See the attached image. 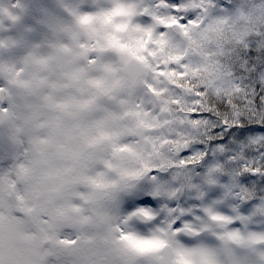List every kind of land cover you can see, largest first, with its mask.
Segmentation results:
<instances>
[{
	"label": "rangeland",
	"instance_id": "1",
	"mask_svg": "<svg viewBox=\"0 0 264 264\" xmlns=\"http://www.w3.org/2000/svg\"><path fill=\"white\" fill-rule=\"evenodd\" d=\"M110 2L0 0V43L7 45L0 47V85L9 94L10 109L21 113L25 143H30L38 154H46L59 161L54 141L58 132L63 130L66 133L63 147L77 157L76 161L69 162L68 167L74 168L78 159L86 156L93 167L102 172L99 187L83 181L77 184L78 190L88 197L90 205L106 216H115L126 214L130 200L153 201L148 207L156 216V222H149L151 227L140 222L143 227L133 226L142 235H150L163 226L167 219L166 210L176 207L185 209L186 222H194L198 212L202 218V209L212 207L216 211L223 210L220 212L224 215L248 218L247 223L237 221L235 224L238 225H232L233 229L243 234L264 233V216L256 212L264 203V177L243 174L234 178V169L227 165L225 153L210 152L207 161L190 173L179 168L172 173L157 175L156 180L151 178V169L167 170L166 166L176 151V144L168 141L167 137L181 126L178 112L186 108L199 85L185 80L178 102L170 96V86L178 84V81L170 78L166 77L164 87L154 95L144 91L147 79L142 78L133 87L120 56L109 50H99L96 41L97 37L103 39L104 25L97 24L90 29L77 23L73 16V13L98 11ZM137 2L151 6L155 0ZM179 2L184 3V0ZM233 2L214 0L215 11L227 14L233 10ZM8 13L18 19L12 22ZM162 14H167V10H162ZM196 15V12L190 11L185 14V19ZM145 20L148 25L153 23L150 17L138 18V22ZM169 39L176 47L185 46V38L178 33L170 34ZM92 56L96 57L95 63L90 62ZM139 61L149 66L145 61ZM187 62L197 64L199 58L189 56ZM12 65L20 70L18 75L15 71H7ZM102 65L110 66V70H101ZM232 66L237 82L256 92L264 90V46L261 41L250 40L247 48L233 56ZM187 75L196 76L198 71ZM138 97L149 102L150 116L137 114L133 105L138 103ZM204 99L206 106L209 96L206 94ZM12 114L10 112L9 116ZM127 115L133 117L132 122ZM9 116L0 117L3 121L0 123V167L17 152V146L10 141L4 128ZM245 127L251 131L243 136L234 133L223 140L226 149L238 151L241 146L264 136V126L259 123L248 121ZM196 131L202 133L203 129L193 127L192 132ZM114 143L131 147L128 151H115ZM243 150L247 157L255 155L247 147ZM105 156L110 158L108 165L103 164ZM216 164H224L225 168L213 174L214 184H208L204 177L208 169ZM175 187L180 191L178 198L167 195L174 192ZM229 187L247 188L253 193L252 198L238 202L226 195ZM167 235L168 232H161L158 241L142 243L137 247L141 251L154 249L157 254L167 245L162 238ZM208 237L213 241H209ZM36 243V250H42L41 259L55 260L54 249L49 250L47 240ZM177 243L184 247H211L220 264H228L230 255L246 264H260V253L264 251L260 246L246 248L230 244L212 234L203 239L182 235L177 238ZM154 259L155 256L145 257V264H153Z\"/></svg>",
	"mask_w": 264,
	"mask_h": 264
},
{
	"label": "snow or ice",
	"instance_id": "2",
	"mask_svg": "<svg viewBox=\"0 0 264 264\" xmlns=\"http://www.w3.org/2000/svg\"><path fill=\"white\" fill-rule=\"evenodd\" d=\"M215 9L214 0H155L151 6L138 3L137 0H111L110 4L94 12L73 13L75 21L88 28L97 24L104 25L103 39L97 37L99 50H109L118 54L121 61L132 65L138 60L145 61L152 72L143 87L146 93L157 94L164 87L166 77L178 81L170 86V96L178 102L182 86L188 79V73L199 71L198 64L187 62L189 56L202 55L208 44L207 33L212 23L200 33L199 40L193 39L190 29L199 27L202 16H207L209 9ZM167 10V14H162ZM194 11L197 15L185 19V14ZM8 18L15 22L18 17L8 13ZM151 18L153 23L138 22V18ZM157 26L161 30L157 31ZM164 29H175L185 39V46H174ZM0 43V47H6ZM95 63L96 57H90ZM103 71L110 66H103ZM7 71L19 69L14 65ZM234 96L220 98L209 97L205 106L203 88H196L185 109L178 112L179 124L167 137L176 144L175 154L167 164V170L153 168L151 178L165 172L172 173L183 168L186 173L201 167L210 152L225 153L226 163L234 169L233 177L250 174L251 177H264V136L241 146L238 151L226 149L223 140L239 133L243 136L251 131L245 127L248 121L264 126V90L256 92L237 82ZM219 81L214 82V86ZM3 85H0V91ZM142 117L151 115L149 102L138 97L133 105ZM13 114L9 116V113ZM9 116L5 125L10 141L17 146L16 154L0 167V264H145V257H153L157 264H220L211 247H184L173 240L168 247L171 255L156 256V250L141 251L137 245L160 239L159 233L168 232L174 237L188 235L203 239L208 234L216 239L246 248L260 246L264 248V233L243 234L232 228L237 221L247 223L248 218L241 215H224L212 207H204L198 212L194 222H186L185 209L168 208L167 219L163 226L156 228L150 235H142L133 226L143 227L138 222L144 221L151 227L156 216L148 205V199L130 200L126 214L106 216L88 202V197L78 190L81 181L99 187L102 184V172L93 167L84 156L78 159L76 166L68 167L70 161H76L75 153L64 145L63 130L58 132L54 147L60 160L46 154H38L31 144L25 143L22 116L19 110H12L8 103H0V117ZM0 123H3L0 120ZM145 126H148L147 124ZM202 128L192 132V128ZM115 151H128L130 145L115 144ZM244 147L255 155L247 157ZM105 156L103 164H110ZM224 164H216L208 169L204 177L208 184H214V173L224 170ZM133 189V188H132ZM130 189L128 192H130ZM199 191V189H197ZM180 191L168 196L178 198ZM202 195V194H201ZM226 195L238 202H246L253 193L244 187L231 188ZM264 216V203L256 209ZM203 234V235H202ZM47 240L49 250L54 249L55 260L41 259L42 250L37 251V241ZM264 264V251L260 253ZM228 264H246L230 255Z\"/></svg>",
	"mask_w": 264,
	"mask_h": 264
},
{
	"label": "clouds",
	"instance_id": "3",
	"mask_svg": "<svg viewBox=\"0 0 264 264\" xmlns=\"http://www.w3.org/2000/svg\"><path fill=\"white\" fill-rule=\"evenodd\" d=\"M209 23H212V28L207 33L209 42L202 55L196 56L199 58L198 75H189L188 80L203 88L209 97H231L236 94V85L233 83V56L247 48L253 39H258L264 46V0H234L233 10L227 14L218 13L214 8L209 9L207 16H202L200 26L190 29L192 38L199 40L200 33ZM160 28L161 26H157V31ZM164 31L168 36L172 33L182 36L175 29ZM216 81H219V84L214 86ZM162 238L167 245L177 239L171 233ZM170 255L168 246L156 254L166 257ZM153 264H157L156 259Z\"/></svg>",
	"mask_w": 264,
	"mask_h": 264
},
{
	"label": "water",
	"instance_id": "4",
	"mask_svg": "<svg viewBox=\"0 0 264 264\" xmlns=\"http://www.w3.org/2000/svg\"><path fill=\"white\" fill-rule=\"evenodd\" d=\"M150 73H151L150 68L148 66L144 65L139 60L133 62L132 65L126 64V74L129 77L130 83L133 87L138 84V82L141 78H148L150 76ZM0 100H1V102H5L7 100V94L5 91H3L1 93ZM127 118L129 119L130 122L133 121V117L131 115H128ZM141 222L146 223L144 221H141ZM167 246L168 245H165L163 248H165Z\"/></svg>",
	"mask_w": 264,
	"mask_h": 264
},
{
	"label": "trees",
	"instance_id": "5",
	"mask_svg": "<svg viewBox=\"0 0 264 264\" xmlns=\"http://www.w3.org/2000/svg\"><path fill=\"white\" fill-rule=\"evenodd\" d=\"M220 211H223V210H219L218 212H220ZM220 213H221V214H224V212H220ZM236 228H237V227H236ZM208 240H209V241H213L211 237H208Z\"/></svg>",
	"mask_w": 264,
	"mask_h": 264
}]
</instances>
